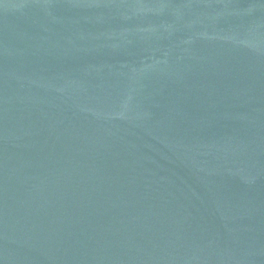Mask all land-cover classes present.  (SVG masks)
<instances>
[{
  "label": "water",
  "instance_id": "95a60500",
  "mask_svg": "<svg viewBox=\"0 0 264 264\" xmlns=\"http://www.w3.org/2000/svg\"><path fill=\"white\" fill-rule=\"evenodd\" d=\"M0 264H264V0H0Z\"/></svg>",
  "mask_w": 264,
  "mask_h": 264
}]
</instances>
